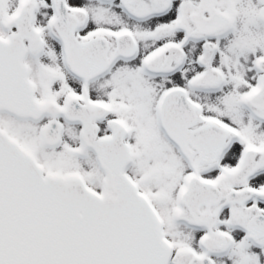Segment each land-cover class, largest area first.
Returning a JSON list of instances; mask_svg holds the SVG:
<instances>
[{"label": "snow or ice", "instance_id": "1", "mask_svg": "<svg viewBox=\"0 0 264 264\" xmlns=\"http://www.w3.org/2000/svg\"><path fill=\"white\" fill-rule=\"evenodd\" d=\"M0 264H264V0H0Z\"/></svg>", "mask_w": 264, "mask_h": 264}]
</instances>
